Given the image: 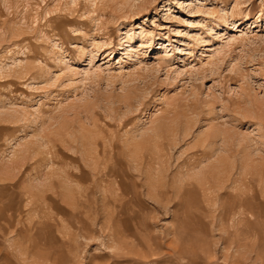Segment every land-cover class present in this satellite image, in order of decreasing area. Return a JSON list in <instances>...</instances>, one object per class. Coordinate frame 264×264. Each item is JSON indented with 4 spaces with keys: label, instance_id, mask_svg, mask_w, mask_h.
<instances>
[{
    "label": "rangeland",
    "instance_id": "374dc122",
    "mask_svg": "<svg viewBox=\"0 0 264 264\" xmlns=\"http://www.w3.org/2000/svg\"><path fill=\"white\" fill-rule=\"evenodd\" d=\"M0 264H264V0H0Z\"/></svg>",
    "mask_w": 264,
    "mask_h": 264
},
{
    "label": "bare ground",
    "instance_id": "6f19581e",
    "mask_svg": "<svg viewBox=\"0 0 264 264\" xmlns=\"http://www.w3.org/2000/svg\"><path fill=\"white\" fill-rule=\"evenodd\" d=\"M241 33L243 34V33H244V30H242ZM229 36H230V35H229ZM229 36H228V37H229ZM220 47H221V46H220ZM165 53H166V52H165Z\"/></svg>",
    "mask_w": 264,
    "mask_h": 264
}]
</instances>
